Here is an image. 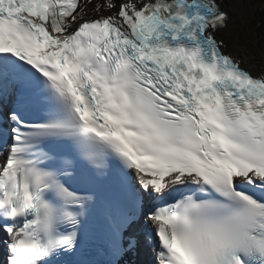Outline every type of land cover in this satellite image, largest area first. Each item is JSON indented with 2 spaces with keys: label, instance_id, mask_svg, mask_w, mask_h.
<instances>
[{
  "label": "snow or ice",
  "instance_id": "obj_1",
  "mask_svg": "<svg viewBox=\"0 0 264 264\" xmlns=\"http://www.w3.org/2000/svg\"><path fill=\"white\" fill-rule=\"evenodd\" d=\"M223 3L0 0V264H264V71Z\"/></svg>",
  "mask_w": 264,
  "mask_h": 264
},
{
  "label": "rangeland",
  "instance_id": "obj_2",
  "mask_svg": "<svg viewBox=\"0 0 264 264\" xmlns=\"http://www.w3.org/2000/svg\"><path fill=\"white\" fill-rule=\"evenodd\" d=\"M224 3L227 4L229 8H231L236 13L235 21L230 25L231 29L236 26L237 32L230 33V29L228 32L231 34L230 42L232 44V37L238 36L239 41H236L232 44L233 47L237 48H246V53L248 56L257 59L264 65V44L261 38L253 37V34L250 31H242L240 24L247 23L250 27L255 21V13H256V6L253 0H224ZM256 45H261L263 49L258 48Z\"/></svg>",
  "mask_w": 264,
  "mask_h": 264
},
{
  "label": "trees",
  "instance_id": "obj_3",
  "mask_svg": "<svg viewBox=\"0 0 264 264\" xmlns=\"http://www.w3.org/2000/svg\"><path fill=\"white\" fill-rule=\"evenodd\" d=\"M256 6L255 21L253 28L256 32L264 34V0H253Z\"/></svg>",
  "mask_w": 264,
  "mask_h": 264
},
{
  "label": "bare ground",
  "instance_id": "obj_4",
  "mask_svg": "<svg viewBox=\"0 0 264 264\" xmlns=\"http://www.w3.org/2000/svg\"><path fill=\"white\" fill-rule=\"evenodd\" d=\"M231 13H232V15H231V22L232 21H234V19H235V17H236V13H235V11H233V10H231ZM230 22V23H231ZM238 52H236L238 55H240V52L241 51H239V50H237ZM245 62L249 65V66H252V67H254V69H257L259 72H262V71H264V67L263 66H261V63H257L256 61H255V59L254 58H250V57H248V58H246V60H245Z\"/></svg>",
  "mask_w": 264,
  "mask_h": 264
}]
</instances>
